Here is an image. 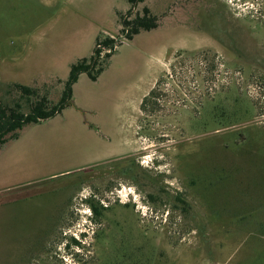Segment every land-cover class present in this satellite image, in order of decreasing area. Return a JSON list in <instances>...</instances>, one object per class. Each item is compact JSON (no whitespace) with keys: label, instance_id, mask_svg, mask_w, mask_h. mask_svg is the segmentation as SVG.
<instances>
[{"label":"rangeland","instance_id":"374dc122","mask_svg":"<svg viewBox=\"0 0 264 264\" xmlns=\"http://www.w3.org/2000/svg\"><path fill=\"white\" fill-rule=\"evenodd\" d=\"M106 38L0 147V264H264V0H0V104H57Z\"/></svg>","mask_w":264,"mask_h":264},{"label":"trees","instance_id":"16d2710c","mask_svg":"<svg viewBox=\"0 0 264 264\" xmlns=\"http://www.w3.org/2000/svg\"><path fill=\"white\" fill-rule=\"evenodd\" d=\"M132 5L137 1L141 2L143 0H128ZM123 24L128 26V31H126V37L132 39L134 35L138 34L142 30H150L157 26L156 18L150 13L147 7H143L142 14H137L131 20H123ZM124 31V29H122ZM114 39L106 38L104 40H97L99 48H95L91 56L83 57L77 60L76 63L70 66L68 77L65 81V88L62 95L55 105H48V101L45 97H41L35 102L30 104L28 113H23L19 110V105L13 107L0 104V147L8 140L17 137L18 131L22 129L25 125L29 123H37L42 120L48 119L57 113H59L65 105L72 98V86L77 81L81 73H87L88 77L95 81L99 74L103 71V63L110 58L112 52L105 51L102 57L100 46L112 49L114 45ZM100 62H103L102 64ZM101 64L100 67H97ZM158 82V81H157ZM156 82V84H157ZM155 84V85H156ZM15 87L20 90L25 95H34L35 91L29 86H25L19 83L15 84ZM156 95L154 87L149 90V92L141 100V108H145L147 101L154 99ZM179 201L180 196L175 197ZM94 214L100 216L103 207L92 205L91 206ZM101 208V209H100ZM85 236V234H83ZM72 241L78 245L77 241L72 238ZM79 253V252H78Z\"/></svg>","mask_w":264,"mask_h":264},{"label":"flooded vegetation","instance_id":"af4514ba","mask_svg":"<svg viewBox=\"0 0 264 264\" xmlns=\"http://www.w3.org/2000/svg\"><path fill=\"white\" fill-rule=\"evenodd\" d=\"M257 61H253V63L255 64ZM177 201V200H176ZM177 202H179V203H181V204H186L187 202H186V200L185 199H183L182 197H180V199H179V201H177ZM181 207V206H180ZM182 208V207H181ZM180 210H182V209H180Z\"/></svg>","mask_w":264,"mask_h":264},{"label":"crops","instance_id":"0c3cea01","mask_svg":"<svg viewBox=\"0 0 264 264\" xmlns=\"http://www.w3.org/2000/svg\"><path fill=\"white\" fill-rule=\"evenodd\" d=\"M144 94H146V92Z\"/></svg>","mask_w":264,"mask_h":264}]
</instances>
